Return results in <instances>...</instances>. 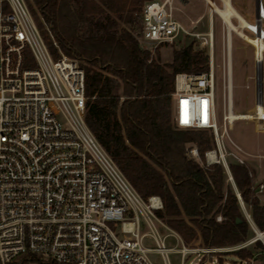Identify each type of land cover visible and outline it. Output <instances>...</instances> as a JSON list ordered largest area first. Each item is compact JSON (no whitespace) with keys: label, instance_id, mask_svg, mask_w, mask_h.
Listing matches in <instances>:
<instances>
[{"label":"built area","instance_id":"1","mask_svg":"<svg viewBox=\"0 0 264 264\" xmlns=\"http://www.w3.org/2000/svg\"><path fill=\"white\" fill-rule=\"evenodd\" d=\"M174 1L151 0L144 6L142 37L151 52L174 43L182 33L201 36L174 16ZM219 1L224 7L225 0ZM255 9V22L243 26L252 32V40L240 36L256 48L254 41L261 40L264 54V1L255 0ZM231 19L240 23L237 15ZM46 29L28 0H0V264H154L152 251L171 264L168 253L173 248L166 246V235L158 229L163 224L156 212L163 208L161 197L145 200L98 140L87 122L85 70L77 58L62 52ZM206 35L210 69L175 75L173 120L178 128L213 134L216 159L235 184L229 157L239 164L246 158L233 140L234 150H229L220 133L214 30ZM226 35L229 42L228 28ZM29 59L35 65H27ZM256 88L263 92V81L257 80ZM130 97L121 96L123 101ZM260 104L264 110L263 95L257 99V111ZM182 109L187 123L182 122ZM228 124L231 120L225 114L227 133ZM191 153L200 158L198 148ZM238 194L256 237L235 249L264 241V232ZM153 197L160 204L155 205ZM142 218L150 228L145 233ZM146 236L155 240V247L144 243ZM180 252L183 264L189 249L183 245Z\"/></svg>","mask_w":264,"mask_h":264},{"label":"trees","instance_id":"2","mask_svg":"<svg viewBox=\"0 0 264 264\" xmlns=\"http://www.w3.org/2000/svg\"><path fill=\"white\" fill-rule=\"evenodd\" d=\"M148 1L29 3L37 19L33 6L40 10L62 52L80 61L86 76L87 122L138 193L145 200L161 197L163 208L157 215L186 243L201 237L207 247L238 244L247 239L250 224L237 193L226 186L224 168L220 163L201 164L189 153L196 144L204 162L206 151L213 148L212 137L208 130L178 128L173 120L175 75L208 71L209 53L191 42L175 48L171 62L162 63L160 54L152 56L132 31L138 26L143 33ZM29 61L27 65H35ZM121 89L132 97L122 101ZM230 167L242 199L264 230V206L249 170L237 163ZM219 214L222 221L216 219ZM238 256L247 260L244 257L252 258L255 252L242 248ZM218 261L226 264L221 256Z\"/></svg>","mask_w":264,"mask_h":264},{"label":"rangeland","instance_id":"3","mask_svg":"<svg viewBox=\"0 0 264 264\" xmlns=\"http://www.w3.org/2000/svg\"><path fill=\"white\" fill-rule=\"evenodd\" d=\"M32 2V0H28ZM162 1V0H159ZM264 1V0H263ZM147 3V2H146ZM145 3V4H146ZM216 3L219 6H222L219 0H216ZM232 4L234 8L238 11L243 18H245L249 23L255 22L256 20V9H255V0H232ZM145 6V5H144ZM33 8L37 11L39 19L38 22L42 25L43 30L47 31L48 24L45 22L40 10L34 5ZM174 16L180 20L183 25L189 29L191 32L201 33L200 37L194 35H186L182 33L178 36L174 43L172 44H163L161 47L152 52V56L156 57L157 54H160V61L162 63H167L172 61L173 51L177 47H182L186 44L193 43L194 48L197 50L204 49L209 53V69L211 64V50L209 48L208 43H206L207 32H209L210 27L214 30V68L217 79V122L220 126L221 136L224 138L227 148L229 150H234V146L231 142L233 140L239 146L242 147L245 153L246 163L241 164L244 165L250 173V176L253 180L254 176L252 175V171L254 172L253 162L256 159L264 157V151H254L257 146L256 139L259 140V144L263 146L264 142V126L258 127L256 123L258 121L249 119L236 120L232 124H228L227 130L228 133L224 131V115L228 114L229 103L232 105V110L240 113H248L255 112L256 104L258 99V91L256 88L257 84V57H256V47L255 45L244 40L240 35L236 32L231 31V58L229 65L228 60V42L226 38L227 34V25H225L224 21L216 12H212L210 9V5L206 0H187L184 2L183 0H175L174 1ZM211 14H212V24H211ZM233 22L237 26H241L236 19H233ZM238 23V24H237ZM251 24V23H250ZM121 26L130 27V25L122 23ZM49 27V26H48ZM50 29V28H49ZM134 34H139V40L141 46L146 48L148 43H146L142 37L141 30H139L138 26L135 29H132ZM244 32L247 34L249 39H252V32L247 29H244ZM204 33L205 35H202ZM159 52V53H158ZM263 84H264V54H263ZM120 96H123V90H119ZM122 100V98H121ZM231 100V102H230ZM263 100H264V88H263ZM123 101V100H122ZM174 107V100H173ZM248 115V114H245ZM174 117V115H173ZM234 118V117H233ZM246 118V117H245ZM264 122H261V125ZM210 137H212L213 148L207 150L205 153V161H201L200 158H196L192 155L191 149L198 148L196 144H191V149L189 150L190 155L201 162V164L211 165L214 163H219L217 159L215 161H210L206 154L215 150L216 143L213 134L208 130ZM246 143L250 145L252 148L251 151L246 150ZM248 145V146H249ZM254 159V160H252ZM212 160V159H211ZM229 161L231 163H237V161L233 158V156L229 157ZM221 164V163H220ZM239 164V163H237ZM222 165V164H221ZM223 167V165H222ZM224 168V167H223ZM225 170V168H224ZM225 183L226 186L230 185L237 193L235 184L229 178L227 172L225 171ZM255 192V190H254ZM256 194V192H255ZM221 216V219L219 217ZM161 218V217H160ZM218 221H222V215L219 214L216 216ZM163 224H158V229L162 235H166V246L172 247L173 249L168 253V258L170 259L171 264H181L182 254L180 249L185 245L189 249V253L187 254V258L184 260L183 264H196L200 259L202 261L199 264H215L214 259H217V263L219 264V256L226 262V264H241L242 261H246L243 264H264V241L263 243H252L249 244L247 249L253 250L255 252V256L252 258L244 257L243 260L238 256L240 249H235L241 243L247 242L250 239L256 237V233L249 226L248 237L245 241L240 242L235 245H229L225 247H216L222 248V250L218 251L220 253H211L204 252L203 249L208 248L204 245L201 237L195 239L190 243H186L182 237L176 234L173 229L165 222L163 218H161ZM150 228L147 226L146 222L142 218V232H148ZM183 240V243H182ZM144 243L147 246L155 247L156 243L151 236H146L144 239ZM150 258L154 262V264H165L164 258L161 254L152 251L150 254Z\"/></svg>","mask_w":264,"mask_h":264},{"label":"bare ground","instance_id":"4","mask_svg":"<svg viewBox=\"0 0 264 264\" xmlns=\"http://www.w3.org/2000/svg\"><path fill=\"white\" fill-rule=\"evenodd\" d=\"M209 1L211 2L210 4H211L212 12L218 13V15H220L223 18V20L225 21V23L227 25L228 33H229V36H230V38H229L230 41L228 42L229 51H231V35H230L231 31H235L239 35L244 36L245 38L249 39V37L247 36V34L243 30V26L249 25L250 23L245 18H243L240 14H238V11L234 8V6L232 4V0H225V6L224 7L218 6L213 0H209ZM233 15H237L240 18V23L241 24H239V25H241V26L235 25V23L231 19V17ZM211 19H212V14H211ZM210 30H212V29H210ZM258 32L260 33V30H258ZM226 38H227V35H226ZM250 40H252V39H250ZM254 42L257 43V45L259 47L262 44L261 40H259V39L255 40ZM229 54L231 56V52H229ZM230 64H231V62L229 63V65ZM261 99H262V97H260V101H261ZM230 102H231V100H230ZM231 105L232 104L229 103L230 111L227 114L229 116L230 120H231V124L234 123L236 120H238L237 118H241V117L242 118H244V117H254V118H259L260 120H262L264 118V110H262L261 104H260V108L261 109L258 110V111L256 110L255 113L250 114V115H237V114H234ZM207 156H208L209 160L216 159L215 151L208 152ZM152 200H153V203L155 205L160 204V199L159 198L153 197ZM259 237L262 238V234L261 233H259Z\"/></svg>","mask_w":264,"mask_h":264},{"label":"crops","instance_id":"5","mask_svg":"<svg viewBox=\"0 0 264 264\" xmlns=\"http://www.w3.org/2000/svg\"><path fill=\"white\" fill-rule=\"evenodd\" d=\"M185 1V0H184ZM187 2V1H186ZM211 23H212V19H211ZM210 29H211V27H210ZM255 112H256V110H255ZM255 112H253V113H255ZM233 113L234 114H237V115H245V114H248V115H250V114H253V113H251V112H248V113H240V112H235V111H233ZM249 118H254V117H244V118H237L238 120H244V119H249ZM256 125L260 128V127H263L264 126V124H262L261 125V122H258V123H256ZM264 128V127H263ZM256 144H257V146H255L256 148H254L255 150L254 151H256V150H258V151H264V142H263V146L261 145V144H259V140L258 139H256ZM249 144L248 143H246V146H244V148L246 147V150H248V151H251V147H250V145L248 146ZM211 151H214V150H211ZM211 151H209V152H211ZM208 155V153L206 154V156ZM208 157V156H207ZM252 160H254V159H252ZM210 161H215V160H210ZM253 167H254V172L252 171V175L254 176V178H253V189L255 190V192H256V195L258 196V198L260 199V202H261V204L264 206V157L263 158H259V159H256V160H254V162H253ZM235 187H236V190H237V196H238V193H240L239 191H238V189H237V186H236V183H235ZM241 195V194H240ZM243 202H244V200H243ZM240 205H241V208H242V211H243V213H244V210H243V207H242V204H241V201H240ZM244 205H245V208L247 209V211H249V212H251L252 213V208H251V206L250 205H248V204H246L245 202H244ZM259 227V226H258ZM260 229V228H259ZM261 230V229H260ZM174 231V230H173ZM261 231H263L264 232V230H261ZM175 232V231H174ZM176 234H178L177 232H175ZM179 235V234H178ZM180 236V235H179ZM181 237V236H180ZM182 243H183V240H182Z\"/></svg>","mask_w":264,"mask_h":264},{"label":"water","instance_id":"6","mask_svg":"<svg viewBox=\"0 0 264 264\" xmlns=\"http://www.w3.org/2000/svg\"><path fill=\"white\" fill-rule=\"evenodd\" d=\"M184 1V0H183ZM187 0H185L184 2H186ZM256 52H257V80L261 83L263 81V53H262V48L257 47L256 48ZM263 92L260 90L258 91V97H262ZM239 196V194H238ZM238 221H241V219L239 218Z\"/></svg>","mask_w":264,"mask_h":264},{"label":"snow or ice","instance_id":"7","mask_svg":"<svg viewBox=\"0 0 264 264\" xmlns=\"http://www.w3.org/2000/svg\"><path fill=\"white\" fill-rule=\"evenodd\" d=\"M183 103H186V102H182ZM205 104L207 103L206 101L204 102ZM205 121H206V113H205ZM182 122L183 123H187V118L185 117L184 113H183V109H182Z\"/></svg>","mask_w":264,"mask_h":264}]
</instances>
